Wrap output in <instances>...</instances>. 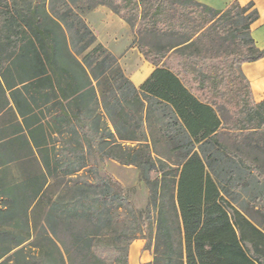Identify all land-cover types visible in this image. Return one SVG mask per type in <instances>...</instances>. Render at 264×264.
<instances>
[{"label":"trees","instance_id":"obj_1","mask_svg":"<svg viewBox=\"0 0 264 264\" xmlns=\"http://www.w3.org/2000/svg\"><path fill=\"white\" fill-rule=\"evenodd\" d=\"M103 5L135 35L181 37L138 43L155 65L140 87L85 20ZM231 5L0 0V264H129L142 234L150 264H264V160L220 139L264 155V98L239 70L264 56L250 35L253 3L241 7L246 54L207 48ZM94 152L141 170L144 209L100 176ZM241 188L251 218L231 195Z\"/></svg>","mask_w":264,"mask_h":264},{"label":"rangeland","instance_id":"obj_2","mask_svg":"<svg viewBox=\"0 0 264 264\" xmlns=\"http://www.w3.org/2000/svg\"><path fill=\"white\" fill-rule=\"evenodd\" d=\"M239 4L240 6L231 5V8L228 9V11L221 17V19L213 24L216 26V28L219 27L218 32H215L214 30L208 31L209 37L207 39V48L209 52L213 54H218L219 52L246 54L249 47L253 45V43L250 42V38H248V32L246 33V30L244 29L247 19L242 15L244 13L241 9L243 5L240 2ZM188 6L195 7L190 3ZM200 11H202V9H200ZM251 11L252 10L249 9L248 13H250ZM205 13L209 18L214 15L213 12L210 11H205ZM85 20L87 21V14L85 16ZM134 40L136 42L135 45H138V43L141 42L143 44H149L157 49L162 47L167 48L171 45L176 44L177 42L182 41L181 37L177 34H159L153 31L142 32L140 35L134 34ZM106 47L108 48V46ZM123 56H125V54H123ZM121 62L122 61L120 60V65H122ZM121 67L125 74L130 78L128 70L123 69V66ZM239 67L240 73L246 78H248V70H253V67L250 65V63L242 66L240 65ZM223 117L226 118L227 115H224ZM220 139L224 140V142H226L233 149L238 150L241 153L243 152L246 158L250 161L253 159V161L260 162L264 160V155L262 153L243 146V144L238 142L230 133H221ZM90 159L91 163H97L98 172L101 177L109 179V177L112 176L115 180L120 182V184L125 189L128 199L132 201L137 209H144L146 207L149 198L147 188L142 180L141 170H139L135 166L119 164L118 162L110 158L101 159L96 152H94V154L90 156ZM117 188L119 189L118 186ZM240 190V193L239 191L236 193L232 191L231 195L232 197L237 198L236 205L243 209L247 216L251 218V210L247 209L245 203H243V200L246 198L244 195L245 190H243V188H241ZM246 190H248V188H246ZM32 218L33 221H39L41 216L38 215L37 212L36 214L32 215ZM142 236L143 234L139 235V237L132 241L131 245L129 246V264H150L153 259L152 247L146 245L147 241ZM67 240H70L69 236L67 237Z\"/></svg>","mask_w":264,"mask_h":264},{"label":"crops","instance_id":"obj_3","mask_svg":"<svg viewBox=\"0 0 264 264\" xmlns=\"http://www.w3.org/2000/svg\"><path fill=\"white\" fill-rule=\"evenodd\" d=\"M196 1L216 10H224L234 1L240 2L243 6L252 2L254 8L258 10V18L250 23V35L254 38L259 49L264 48V0ZM87 23L94 30L98 40L108 46L111 52L119 58V61H122L121 66H123V69L128 70L133 84L140 87L154 71L155 65L147 61L138 46L135 45L134 34L129 24L106 5L97 6L90 10L87 13ZM248 63L253 67V70L247 72V79L251 84V94L256 102H260L264 98V56L261 59L248 61L242 65Z\"/></svg>","mask_w":264,"mask_h":264}]
</instances>
